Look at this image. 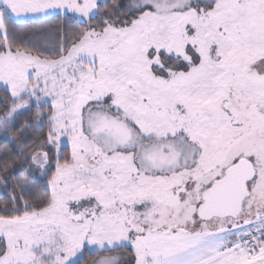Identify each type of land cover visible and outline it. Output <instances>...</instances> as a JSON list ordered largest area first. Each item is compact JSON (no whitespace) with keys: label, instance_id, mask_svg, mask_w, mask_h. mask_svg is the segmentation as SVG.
Instances as JSON below:
<instances>
[{"label":"snow or ice","instance_id":"1","mask_svg":"<svg viewBox=\"0 0 264 264\" xmlns=\"http://www.w3.org/2000/svg\"><path fill=\"white\" fill-rule=\"evenodd\" d=\"M0 138V264H264V0H0Z\"/></svg>","mask_w":264,"mask_h":264},{"label":"trees","instance_id":"2","mask_svg":"<svg viewBox=\"0 0 264 264\" xmlns=\"http://www.w3.org/2000/svg\"><path fill=\"white\" fill-rule=\"evenodd\" d=\"M110 2V0H109ZM23 27V25H21ZM7 145V142L4 141L2 138H0V150H2V147ZM8 147H11V145H7ZM10 191V190H9ZM5 197V192L3 189H0V198ZM97 257L92 256L91 254L86 255V259L84 261V264H92V261L95 260Z\"/></svg>","mask_w":264,"mask_h":264},{"label":"rangeland","instance_id":"3","mask_svg":"<svg viewBox=\"0 0 264 264\" xmlns=\"http://www.w3.org/2000/svg\"><path fill=\"white\" fill-rule=\"evenodd\" d=\"M51 23L55 24V23H57V21H51Z\"/></svg>","mask_w":264,"mask_h":264}]
</instances>
